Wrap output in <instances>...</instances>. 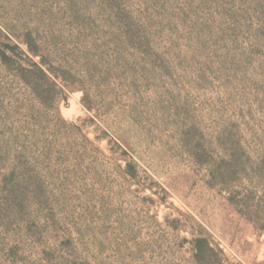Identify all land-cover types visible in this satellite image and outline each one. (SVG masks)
<instances>
[{"label":"rangeland","instance_id":"obj_1","mask_svg":"<svg viewBox=\"0 0 264 264\" xmlns=\"http://www.w3.org/2000/svg\"><path fill=\"white\" fill-rule=\"evenodd\" d=\"M0 264H264V0H0Z\"/></svg>","mask_w":264,"mask_h":264},{"label":"trees","instance_id":"obj_2","mask_svg":"<svg viewBox=\"0 0 264 264\" xmlns=\"http://www.w3.org/2000/svg\"><path fill=\"white\" fill-rule=\"evenodd\" d=\"M35 69L38 70V72L42 75V77L44 79H46L47 81H50V77H49V72L51 73V71H47L44 68V63L41 64H35ZM195 246V257L197 259H201L203 256L207 255V254H214L216 253V248L211 244L210 240L204 236V235H200L199 237H197L194 241Z\"/></svg>","mask_w":264,"mask_h":264}]
</instances>
